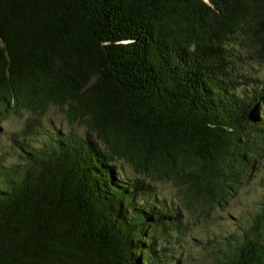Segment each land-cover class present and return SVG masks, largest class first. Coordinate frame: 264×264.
I'll return each instance as SVG.
<instances>
[{
    "label": "trees",
    "instance_id": "16d2710c",
    "mask_svg": "<svg viewBox=\"0 0 264 264\" xmlns=\"http://www.w3.org/2000/svg\"><path fill=\"white\" fill-rule=\"evenodd\" d=\"M245 60L264 61V0H0V119L37 136L61 118L1 175L0 264H179L187 212L224 210L261 167ZM240 230L207 240L209 264H264V207Z\"/></svg>",
    "mask_w": 264,
    "mask_h": 264
},
{
    "label": "rangeland",
    "instance_id": "374dc122",
    "mask_svg": "<svg viewBox=\"0 0 264 264\" xmlns=\"http://www.w3.org/2000/svg\"><path fill=\"white\" fill-rule=\"evenodd\" d=\"M243 69L257 76L264 82V61L251 62L245 60ZM258 107L264 114V97ZM51 108V107H50ZM27 113H9L0 119V178L11 168L23 165L28 148L24 144L29 142V148L45 141L54 129H59L60 115L55 108L36 115L34 121L37 136H28L26 129ZM63 127V125H61ZM259 172L253 171L252 178L239 188L224 210H216L207 219L197 220L194 214L187 212L191 238L187 240L184 249H179L180 263L182 264H209L211 250L207 240L209 238L223 239L235 230L245 229L255 217L260 207H264V150L260 156ZM159 194L170 199L176 192L175 186L170 182L156 183ZM174 197V196H173ZM192 228V229H191ZM239 228V229H238ZM189 234V236H190ZM187 237V236H186ZM179 263V264H180Z\"/></svg>",
    "mask_w": 264,
    "mask_h": 264
}]
</instances>
